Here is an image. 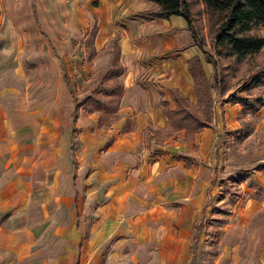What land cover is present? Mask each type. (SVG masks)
Here are the masks:
<instances>
[{"label": "rangeland", "instance_id": "rangeland-1", "mask_svg": "<svg viewBox=\"0 0 264 264\" xmlns=\"http://www.w3.org/2000/svg\"><path fill=\"white\" fill-rule=\"evenodd\" d=\"M183 1L189 27L210 59L207 144L182 141L181 131L173 133L169 166L174 176L159 189L166 203H153L152 195L148 203H139L143 191L135 187L137 202L125 205L107 243L99 245V228H109L110 219L121 214V204L100 201L122 194L127 176L123 170L112 173L115 159L99 155L125 124L117 122V111L106 126L96 125V114L81 116L72 105L59 115L55 103L63 101L58 81L66 84L73 101L99 85L113 45L105 40L91 54L89 41L90 28L104 9L100 0H0V168L9 167L10 179L19 176L22 183L30 177L25 175L28 155L36 146L43 150L44 187L37 195L66 202L74 196L61 207L60 222L91 231L76 238L91 240L92 264H264V84L249 82L264 67V51L238 62L216 55L201 0ZM16 94L22 95L24 108L17 114L4 112V105L10 109L16 98L20 104ZM149 131H143L151 145L147 151L138 143L131 155L118 152L114 157L133 166L144 152L153 161L161 141L155 140L157 133L149 140ZM13 167L19 174H13ZM2 181L0 212L5 214L25 190L20 183L19 188L7 187L5 176ZM102 206L108 224L100 216ZM50 208L45 203V224Z\"/></svg>", "mask_w": 264, "mask_h": 264}, {"label": "crops", "instance_id": "crops-1", "mask_svg": "<svg viewBox=\"0 0 264 264\" xmlns=\"http://www.w3.org/2000/svg\"><path fill=\"white\" fill-rule=\"evenodd\" d=\"M100 6L104 10L98 15V23H95L97 30L93 45L101 46L106 40V44H117L119 48V60L124 70L120 75L123 91L119 97L116 111L120 113L117 122H120L119 124L122 122L125 127L104 153L99 155V158L103 160L111 158L112 161L115 159L114 164H111L112 173L123 170L126 171L127 176L123 182L126 188L122 194L109 199L106 196L100 201L101 205L121 204V214L116 213L117 218L110 219L112 226L109 228L106 227L107 225H102L99 228V245L107 243L114 227H117V219L120 220L124 216L125 205L137 202L138 199H134L136 194L133 193L135 187L143 191L137 195L140 198L139 203H148L149 198L152 197L155 198L153 203H166L165 198L162 199L165 194H162L159 189L167 178L171 179L174 176L171 173L173 166H169L172 164L174 152L171 151L173 149L171 142L173 134L164 136L162 132L167 120L161 100H164L169 108H173L175 103L170 98V90L176 88L191 102L196 101L192 78L188 71L187 62L190 57H199L201 69L206 78H209L211 72L209 62L203 58L202 48L193 43L187 23L181 15L171 14L167 17L143 19L138 13L156 6V3L150 0H100ZM260 31L264 37V24L260 26ZM262 50H264V46ZM112 59L113 53L109 57L106 69ZM57 88L63 96L62 102L55 103L60 111L59 115H61V112L65 113L66 110L71 109V105L73 107V100L71 97L68 100L69 91L65 83L62 84L58 81ZM17 97L20 98V104H17L19 99L16 98L10 105V109L4 105V112L20 113L24 108V102L21 100L22 95H17ZM78 109L81 116L96 114L88 113L81 108ZM128 121L130 127L126 126ZM213 121H215V116ZM207 127L204 126L195 132L190 138L191 142L205 146L209 135ZM149 128L151 134V137H148L149 140L154 137L153 133L156 134L152 130L153 128L161 129V133H157L159 138L155 139L161 141L160 150L153 161L149 162L144 152L138 159L139 164L133 166L131 164L127 166L114 157L115 153L119 154L118 156L121 155L118 152H121L122 155H126V153L131 155V150L138 143H144L141 149L147 151L151 145H148L146 139H143V131L144 129L149 130ZM179 131L183 135L182 141L189 140L184 139V130ZM144 140L145 142H143ZM117 147L123 151H115V149L118 150ZM185 153L190 154L189 151H185ZM43 154V150L36 146L34 151L28 155L25 175L30 177L28 180H23L22 183H20L19 176L10 179L11 174H7L9 167L0 168V177L5 176L9 180L7 187L18 186L19 188L22 184L25 190L21 200L20 198L11 200V206L7 208L10 209L9 212L5 214L0 212V264H92L91 254L95 247L91 244V240L84 239L82 242L76 238L82 234L91 235V231L89 233L85 229H83L85 232L80 231V228L60 222L61 207L67 203L70 204L74 196L67 197L68 201L66 202L64 201L66 199L61 201L63 197L60 196L37 195L38 191L42 192L44 187ZM18 170L13 167V174H19ZM3 182H0V188L4 187ZM158 184L160 185L157 186ZM3 199L4 197L1 195L0 210L4 206ZM45 203L51 204L52 211H50V220L46 224ZM102 208L104 206L100 207V216L102 221L105 218V223L108 224L106 213L102 212ZM71 214L70 207H68V217ZM73 217H76V213L73 214ZM51 224L52 228H49ZM66 235L68 236L67 240L64 239Z\"/></svg>", "mask_w": 264, "mask_h": 264}, {"label": "trees", "instance_id": "trees-1", "mask_svg": "<svg viewBox=\"0 0 264 264\" xmlns=\"http://www.w3.org/2000/svg\"><path fill=\"white\" fill-rule=\"evenodd\" d=\"M150 1L156 3V6L138 13L141 18L148 20L154 17H167L171 14L181 15L187 23L193 43L201 48V43L195 39L189 27V11L183 0ZM201 2L212 27V47L216 55L231 57L238 62L246 56L264 51L262 50L264 37L260 31V26L264 24V0H201ZM96 30V24L93 23L90 28L89 41L91 54L94 53L92 41ZM202 54L204 60L210 62V59L205 57L203 49ZM187 63L196 101L191 102L176 88L170 90V98L175 106L169 108L167 103L161 100L167 120L162 131L164 136H169L182 129L184 139H190L202 127L209 126V121L204 119V112L209 106L210 78L205 77L198 56L190 57ZM123 70L124 67L119 60V48L117 44H113V59L101 75L99 85L81 100L73 101L74 109L81 108L88 113L94 112L97 126L108 125L110 115L116 111L123 91V83L120 79ZM249 82L253 85H263L264 67H259L254 71ZM152 130L161 133L159 128Z\"/></svg>", "mask_w": 264, "mask_h": 264}]
</instances>
